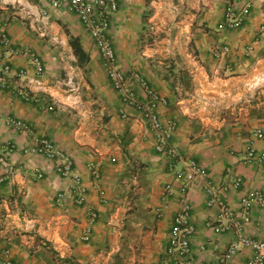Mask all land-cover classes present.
I'll return each mask as SVG.
<instances>
[{"label":"crops","instance_id":"0c3cea01","mask_svg":"<svg viewBox=\"0 0 264 264\" xmlns=\"http://www.w3.org/2000/svg\"><path fill=\"white\" fill-rule=\"evenodd\" d=\"M226 2L119 0L109 36L118 66L139 99L149 95L132 72L167 98L158 113L178 123L172 145L208 170L206 180L225 186L222 194L236 212L244 196L264 193V166L243 161L252 131L264 129V0H241L237 10L248 11L233 29L221 28ZM44 12L49 14L46 35L39 20ZM1 35L15 48L36 52L45 75L37 77L28 54L9 57L0 44V69L12 66L0 87V158L9 164L0 167L5 178L0 256L7 251L21 264H162L183 195V179L172 169L182 170L183 163L156 150L147 120L122 102L77 15L44 0H0ZM215 45L228 46L221 58L211 52ZM71 66L77 74L74 87L64 82ZM21 70L24 78L16 75ZM20 85L38 100L20 97ZM54 101L59 105L49 110ZM8 117L30 130L8 125ZM35 136L50 138L73 157L86 187L83 205L76 203L71 180L56 171L53 160L26 152ZM255 144L261 149L264 140ZM37 171L43 177L37 178ZM238 176L242 183L234 187ZM206 180L195 181L188 192L196 226L190 264H220V255L238 235L234 228L217 233L207 226L215 223L220 208L208 204ZM168 182L174 194L165 198ZM251 209L252 221L243 232L264 240V207L253 202ZM90 211L98 217L84 240ZM253 256L243 247L226 264H248Z\"/></svg>","mask_w":264,"mask_h":264},{"label":"built area","instance_id":"2783aa9c","mask_svg":"<svg viewBox=\"0 0 264 264\" xmlns=\"http://www.w3.org/2000/svg\"><path fill=\"white\" fill-rule=\"evenodd\" d=\"M54 8H66L68 11L78 16L85 25L91 37L99 50L103 64L110 77L111 83L115 90L120 94L122 102L126 105L135 107L147 120L148 125L155 135V148L158 152L168 154L173 159H178L183 163L182 170H174L176 177H182L183 184L181 187V208L175 214L170 229V237L168 246L162 264H190L192 259L191 240L196 231V226L191 218V204L188 201V192L191 185L199 180H206L209 177L208 170L197 160L191 157L181 155L172 145L171 138L177 129L176 120H164L158 113L159 105H168L166 97L159 95L155 90L150 88L147 82L142 78L139 72H132L131 77L141 83L148 92L149 99L141 100L128 83V73L118 66V58L112 39L109 36L110 21L112 13L119 8V0H44ZM241 0H227L225 6V16L221 28L233 29L242 25L245 14L248 9L237 10V4ZM49 14L41 13L40 22L43 26L42 35H46V28L49 24ZM0 44L6 47V54L9 57L26 53L30 62L36 69L37 77L45 75V67L40 56L32 50H23L12 46L10 39L6 35L0 36ZM228 50V46H212L211 52L216 58H221ZM12 72V66L6 63L0 69V87L5 85V76ZM19 78H24L26 72L21 70L16 72ZM76 70L71 66L66 73L64 82L74 87L76 81ZM17 94L27 101L38 98L27 88L26 85H20ZM58 104L54 101L48 106L49 110H53ZM10 126L17 128L19 131H29V126L16 117H8L5 121ZM253 139L246 145L243 161L245 163L258 162L264 166V147L259 149L255 142L264 140V129L257 127L252 131ZM12 151V148H9ZM26 152L38 153L46 156L55 163L56 171L71 180L73 192L75 193V201L79 205L86 202V187L83 183L81 174L74 167L73 157L56 146L53 140L47 137L35 136L34 144L26 149ZM8 161L5 157L0 158V167H8ZM174 165V164H173ZM94 169V164H91ZM37 178L43 177V172L37 171ZM4 177H0V183L4 181ZM207 181L208 204H216L220 208V214L215 221L207 222V226L211 227L215 232L222 233L234 228L238 231L237 237L230 243L228 248L220 255L219 263L226 264L237 252L243 247H249L254 251V256L249 260L248 264H264V240L254 239L243 232V226L252 221V203L255 202L264 207V193L255 192L243 197L242 205L238 211H234L229 203L225 200L222 192L225 186L217 187L210 181ZM242 183L238 176L231 185L239 187ZM174 194V186L172 182H168L164 188V197L167 198ZM58 200H61L60 198ZM158 214L162 215V208L157 209ZM96 211H90L88 216L87 227L82 235L84 240L90 238L91 230L97 220ZM0 264H21L8 257L5 251L0 256Z\"/></svg>","mask_w":264,"mask_h":264},{"label":"trees","instance_id":"16d2710c","mask_svg":"<svg viewBox=\"0 0 264 264\" xmlns=\"http://www.w3.org/2000/svg\"><path fill=\"white\" fill-rule=\"evenodd\" d=\"M77 51V48H75V52Z\"/></svg>","mask_w":264,"mask_h":264}]
</instances>
